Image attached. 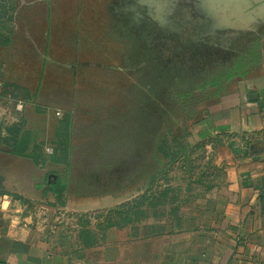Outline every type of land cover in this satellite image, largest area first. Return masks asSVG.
<instances>
[{
	"label": "rangeland",
	"instance_id": "1",
	"mask_svg": "<svg viewBox=\"0 0 264 264\" xmlns=\"http://www.w3.org/2000/svg\"><path fill=\"white\" fill-rule=\"evenodd\" d=\"M224 1L24 0L16 8L10 0L2 8L0 103L8 104L10 118L38 105L40 117L56 124L61 153L39 162L68 168L74 201L125 197L144 187L154 154L162 158L156 181L192 182L198 108L214 92L196 84L264 24L257 18L237 33L207 35L213 19L237 23L241 12L256 17L264 7V0ZM173 133L184 137L174 140ZM159 141L163 151L152 154Z\"/></svg>",
	"mask_w": 264,
	"mask_h": 264
},
{
	"label": "crops",
	"instance_id": "2",
	"mask_svg": "<svg viewBox=\"0 0 264 264\" xmlns=\"http://www.w3.org/2000/svg\"><path fill=\"white\" fill-rule=\"evenodd\" d=\"M9 1L0 0V9ZM12 4L21 8L24 0ZM261 39L258 68L229 83L195 125L200 152L192 182L167 179L125 197L74 201L68 168L28 161L46 147L49 156L61 153L56 124L35 104L10 118L1 102L0 264H264ZM57 182L66 187L63 197Z\"/></svg>",
	"mask_w": 264,
	"mask_h": 264
},
{
	"label": "trees",
	"instance_id": "3",
	"mask_svg": "<svg viewBox=\"0 0 264 264\" xmlns=\"http://www.w3.org/2000/svg\"><path fill=\"white\" fill-rule=\"evenodd\" d=\"M261 37L254 36L252 37L247 43L243 42L238 46L237 50L233 54L226 59H218L215 60L212 64L211 70L204 73V79L201 80L202 82L197 83L196 86L201 89L205 90L206 88L214 89L212 95L204 102L203 104L200 103L198 109L202 110V117L208 111L209 104L215 100L216 98L223 95L226 90L228 89L229 83L233 82L236 79L243 78L250 74L252 70L258 68L261 60H262V48H261ZM199 119L196 124L201 120ZM175 125H173L174 127ZM152 132V131H151ZM152 134V133H151ZM157 131L153 130V140L155 141L157 138ZM184 137L183 134H174L173 139L178 140ZM153 144V141H152ZM162 141H159L156 148H151L152 154L156 153L155 151H163V146H161ZM152 146V145H151ZM46 151L40 152L39 154L34 155L31 159L35 162V164H40L39 160L45 162L46 160ZM165 154L163 153V156ZM55 157V156H54ZM53 158V156H52ZM155 164H154V171L149 175V184H154L156 181L160 170L158 169L162 164V158H159L156 154H154ZM161 169V168H160ZM61 188L59 191L60 197H63V193L66 189L65 185H61L60 182L56 183V187ZM142 188H138L135 191H141ZM144 197V195H142ZM263 197V195L261 196ZM125 205H122L121 212H127L128 210L123 209Z\"/></svg>",
	"mask_w": 264,
	"mask_h": 264
},
{
	"label": "water",
	"instance_id": "4",
	"mask_svg": "<svg viewBox=\"0 0 264 264\" xmlns=\"http://www.w3.org/2000/svg\"><path fill=\"white\" fill-rule=\"evenodd\" d=\"M205 4H209L210 1H216L219 2L221 0H202ZM224 1V0H223ZM224 2L231 4L230 0H225ZM241 3V2H240ZM241 19H239V21L237 23H231V24H226L228 22H226L225 24L223 23H219L216 20H212V24L209 27V32L207 35H214L216 33H219L220 31H226L228 33H237L239 30H244L245 27H248L250 24L257 22V18H264V7L263 8H259L258 12H256V17H251L248 15H244L243 12H241ZM227 21V20H226ZM237 36H232L231 39L236 38Z\"/></svg>",
	"mask_w": 264,
	"mask_h": 264
},
{
	"label": "flooded vegetation",
	"instance_id": "5",
	"mask_svg": "<svg viewBox=\"0 0 264 264\" xmlns=\"http://www.w3.org/2000/svg\"><path fill=\"white\" fill-rule=\"evenodd\" d=\"M264 34V24L263 25H261L260 27H258V30L257 31H255V32H252V33H248L247 35H245V36H242L241 37V39L238 41V43H237V45H236V47H238V46H240V44L241 43H247L252 37H254V36H262Z\"/></svg>",
	"mask_w": 264,
	"mask_h": 264
},
{
	"label": "built area",
	"instance_id": "6",
	"mask_svg": "<svg viewBox=\"0 0 264 264\" xmlns=\"http://www.w3.org/2000/svg\"><path fill=\"white\" fill-rule=\"evenodd\" d=\"M0 86H1V83H0ZM21 107L22 105L18 106V108H21ZM45 151L47 154H50V155L53 154V149L51 147H46Z\"/></svg>",
	"mask_w": 264,
	"mask_h": 264
}]
</instances>
